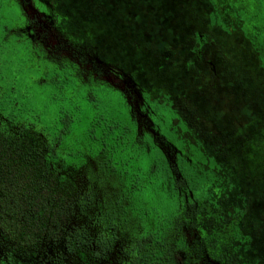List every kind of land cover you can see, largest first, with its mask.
<instances>
[{"label": "flooded vegetation", "instance_id": "obj_1", "mask_svg": "<svg viewBox=\"0 0 264 264\" xmlns=\"http://www.w3.org/2000/svg\"><path fill=\"white\" fill-rule=\"evenodd\" d=\"M91 1L104 7L105 31L80 26L92 18L77 11L79 0H0V47L24 55L48 97L103 98L121 118L126 143L144 155L141 173L111 165L126 195L138 196L134 232L125 220L114 239L169 251L184 243L180 259L188 264H264V82L254 77L264 72V12L257 24L254 0H218L230 7L228 32L209 0H201L205 19L170 1L163 29L154 8L130 6L141 0ZM181 16L186 23L174 28ZM235 34L257 54V67L223 45Z\"/></svg>", "mask_w": 264, "mask_h": 264}, {"label": "trees", "instance_id": "obj_2", "mask_svg": "<svg viewBox=\"0 0 264 264\" xmlns=\"http://www.w3.org/2000/svg\"><path fill=\"white\" fill-rule=\"evenodd\" d=\"M7 71L0 72V264H188L180 259L184 243L169 251L114 239L125 220L134 232L138 196L126 195L111 165L141 173L144 156L126 143L121 118L102 98L97 105L49 97L45 107L53 109L29 107Z\"/></svg>", "mask_w": 264, "mask_h": 264}, {"label": "rangeland", "instance_id": "obj_3", "mask_svg": "<svg viewBox=\"0 0 264 264\" xmlns=\"http://www.w3.org/2000/svg\"><path fill=\"white\" fill-rule=\"evenodd\" d=\"M142 1V4L140 5ZM139 3H137V6L135 9V5H130L134 7V10H140L142 9V13L144 14L146 11V7L147 5L151 8H154V10L156 11L157 15H159V20H158V27H162L163 29L167 26L168 21L170 20V8L174 9V6L176 7V9H178L179 5H185V6H190V8L193 10L192 13L196 14L198 17H200L201 19H205L206 15V11L203 10L202 8V2L201 0H141ZM170 1H172L173 5H170ZM246 1V0H245ZM263 1V0H254V4L256 6H254V14H257L259 19L257 18V24L260 23V16L259 13L261 15V13L264 12V8H260L259 7V2ZM210 2V6H207V8H209L210 14L213 18L216 17H221L220 19V23L222 24V27L224 30L230 32L231 28H228V25L225 24L227 18H225L223 15L226 14L227 9H229L230 7L226 8V5L221 4L218 0L215 2L213 0H209ZM247 6H249V4L251 3L250 1L247 2ZM145 4V6H143ZM77 7V11H80L82 15H87L90 16L92 19L90 21H85L83 24H81L80 26L85 27L86 29H89L91 32H98L97 30H106V27L108 25V22L103 20L102 17V12L104 7L103 6H96L92 3L91 0H79V2L74 4ZM98 7V8H97ZM201 8L202 10H199L198 8ZM245 9V8H244ZM223 16V20H222V16ZM162 15H167V18L164 20ZM218 15V16H217ZM240 15H242V13L240 12ZM185 21H183V20ZM161 20V21H160ZM165 21V24H163V22ZM259 22V23H258ZM146 21H143L141 23L140 26L146 27L149 25L145 24ZM162 23V25H161ZM186 23V17H182L180 19H178L177 21L174 22V28H179L181 26H178L177 24H183ZM114 22H111L110 25H113ZM128 25H133L135 28L137 27L136 30V34L135 36H139L138 34V23H136V21H132V23H127ZM151 24V23H149ZM239 28V27H238ZM237 28V29H238ZM111 30V28H110ZM239 30V29H238ZM244 35H246V38H248L249 40L252 38L250 35L253 33V31L251 32L250 30H245L243 31ZM110 34V33H109ZM103 35V33H102ZM102 35L97 37V42H99L101 44V42H103V40L105 41V39L102 38ZM152 35V34H151ZM111 40H115L117 39V35L116 34H112L111 33ZM129 38V37H128ZM237 42H236V40ZM228 40H224V46L227 45H232L236 50H237V54L238 51L243 52V53H239L238 55L242 56L245 60H241L243 62L247 61L251 67L253 66H258L257 65V54L250 50V48L246 45V43L244 42L243 37L239 34H235L234 36H229ZM145 45V42H143ZM237 43V44H236ZM248 47V48H247ZM6 49L4 50V54L2 55V62L3 64H0V72L3 71L7 68V76L9 77V79L11 80V82H13L16 85V90L17 92H22V93H26L27 95V104L29 107H33L35 109H45L46 105L49 104L48 100L49 97L48 95L51 94L47 89L43 88L42 86H40L39 84V75L35 74L33 71L30 70H26L24 69V62H23V58L24 55L21 54V52H14L12 50H9L8 47H5ZM240 49V50H239ZM241 57V58H242ZM240 59V58H239ZM260 67H264V57L263 55H260ZM255 80L258 79V77L261 78V80L259 81L260 83L264 82V72H262V70H259L258 72L256 71L255 73ZM263 81V82H262ZM260 90L263 92V89H259L258 85H256V90ZM102 97H106L105 96V92L104 91H100L99 92ZM107 97H110V95L108 94ZM103 99V98H102ZM47 110H51L53 109V107L50 108V106H48L46 108ZM86 112V111H84Z\"/></svg>", "mask_w": 264, "mask_h": 264}]
</instances>
